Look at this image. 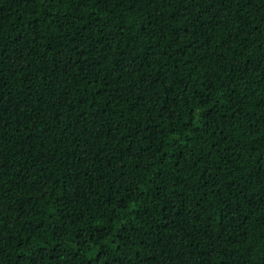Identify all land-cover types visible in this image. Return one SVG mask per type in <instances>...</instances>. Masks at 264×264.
I'll return each instance as SVG.
<instances>
[{
  "label": "trees",
  "instance_id": "trees-1",
  "mask_svg": "<svg viewBox=\"0 0 264 264\" xmlns=\"http://www.w3.org/2000/svg\"><path fill=\"white\" fill-rule=\"evenodd\" d=\"M262 9L0 0V264H264Z\"/></svg>",
  "mask_w": 264,
  "mask_h": 264
},
{
  "label": "snow or ice",
  "instance_id": "snow-or-ice-1",
  "mask_svg": "<svg viewBox=\"0 0 264 264\" xmlns=\"http://www.w3.org/2000/svg\"><path fill=\"white\" fill-rule=\"evenodd\" d=\"M246 2H247V0H246ZM260 3L264 4V0H260ZM262 11H264V9H262ZM2 238H3L2 235H0V240H2ZM41 247L43 250H45V251L47 250L46 245H42ZM29 255H31V253H29ZM150 255H153V254L150 253ZM161 259H163V258H161ZM33 264H36V262L34 261Z\"/></svg>",
  "mask_w": 264,
  "mask_h": 264
}]
</instances>
